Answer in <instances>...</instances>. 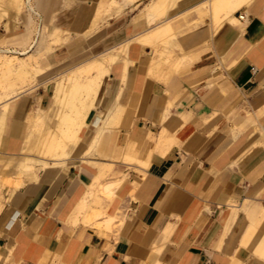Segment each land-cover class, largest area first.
<instances>
[{
    "label": "crops",
    "instance_id": "0c3cea01",
    "mask_svg": "<svg viewBox=\"0 0 264 264\" xmlns=\"http://www.w3.org/2000/svg\"><path fill=\"white\" fill-rule=\"evenodd\" d=\"M109 1L39 0L42 22L89 35L56 49L49 62L60 64L73 56L88 60L149 29L145 6L152 0H139L144 20H138V7L130 16L128 6L124 15L111 18L109 24L102 22L103 30H98L100 23L88 30L93 19L105 14ZM203 1L177 0L178 7L165 17L175 19L190 12L199 20V30L181 41L175 33L190 59L180 73L163 60L153 72L149 63L154 56L159 60V55L139 43L131 45L134 64L124 81V64L113 66L99 109L106 112L118 98L123 118L113 123L108 134L111 150L104 157L92 153L65 169L36 168L19 177L24 163L9 154L20 151L26 114L35 98L23 94L11 102L0 173L23 182L20 189L2 190L0 264L10 257L15 264H54L53 260L58 264H264L263 253L244 246L249 230L260 225L264 205V166L260 173L258 165L247 167L249 161L264 159V135L254 140L258 135L252 134L255 120L264 127V0L249 5L242 27L227 26L219 33L211 31L204 13L192 10ZM166 110L181 124L168 141L169 151L160 154L157 141ZM233 127L241 130L240 136H233ZM93 134L92 127L86 130L83 148ZM129 138L135 141L137 164L125 156L124 142ZM249 155L251 160H246ZM63 175L65 186H59ZM124 175L127 180L114 201L96 192L90 204L108 209L118 220L125 218L122 224L116 222L114 231L84 220L92 228L68 221L73 209H80L79 200L91 198L84 183L95 185L101 178L105 184ZM107 176L109 180L103 181Z\"/></svg>",
    "mask_w": 264,
    "mask_h": 264
},
{
    "label": "bare ground",
    "instance_id": "6f19581e",
    "mask_svg": "<svg viewBox=\"0 0 264 264\" xmlns=\"http://www.w3.org/2000/svg\"><path fill=\"white\" fill-rule=\"evenodd\" d=\"M137 1L139 0H110L105 14L101 18L97 17L93 19L88 29L92 30L95 25L100 23L98 30H103L106 25L101 24L102 22L109 24L108 20L115 16L119 17L128 6L136 8L141 3ZM253 1L204 0L199 5L193 7L194 9L192 10L196 9V12L204 13L205 16L203 17L208 18L211 31L219 33L227 26L242 27L249 15L248 7ZM25 4H28L27 0H0V14L2 15L3 13V16L0 17V22L2 21L1 18L5 16L6 19L2 23L6 30H9L8 20L11 17V13L13 11L18 13L20 6L23 7ZM178 5L177 0H152L150 4L145 6L149 27L146 32L97 54L65 70L61 74H56V69L50 63L43 65V61L47 60L49 54L54 52L57 47L48 44L46 47L41 48V41L43 42L47 38L52 44H58L70 37L69 31L61 29L54 24H45V37L42 35L41 30H36V33L41 38L40 44L39 41H35L31 34L26 41V45L21 46L22 51L20 52L11 51L9 47L0 49L1 150L3 147L2 144L6 143L8 140L6 137L10 133L7 120L11 115V102L23 94H30L32 96L31 92L33 91V87L26 88V86L33 81L41 85L44 91V94L35 93V103L26 114V126L21 134L23 142L19 153L11 152L13 154H9L14 159H17L16 157L19 156L24 163L18 170L19 177L22 173L34 171L36 168L42 170L65 169L71 162H84L92 153L104 157L107 151L111 150V147L108 146V141L112 137L108 134L114 127L113 123L122 117L120 116L121 105H119L118 98H116L112 107L106 112H102L99 106L102 104L103 96L106 93L107 82L111 76L113 66L118 63L124 64V81L128 67L134 63L130 58L131 45L133 43H139L142 46H151L154 54L157 53L159 55V60L154 56L149 63L150 69L153 72L161 67L162 60L170 65V69L178 73L190 62L189 57L186 55L176 37L173 24L174 18H165ZM213 36L214 34L212 33ZM37 45L39 51L36 54H30L26 58L22 57V55L28 53L30 48H34ZM170 47H177L178 51L173 55ZM166 54L168 57L164 58L167 56ZM123 88H121V92ZM27 91L29 93H26ZM48 97L51 98V106L45 107V102ZM54 107L57 108L56 114L54 113ZM123 111H125V108ZM257 121L255 120L252 125L254 129L252 134L255 131L259 132V135L254 140H258L264 135V127L259 126ZM161 124L164 127L157 141V151L160 154H165L170 149L168 141L176 134L181 120L173 115L170 110H166L162 115ZM91 127L93 128L94 134L87 147L83 148L84 134ZM241 133V130L232 128V134L235 138L240 136ZM124 143L125 156L132 159L133 156L131 154L135 149V141L131 138L129 142L126 141ZM1 150L0 154H4ZM80 150H82L81 155L77 157V153ZM117 150L115 148V151ZM3 167H7V164ZM8 167L10 168V165ZM126 180L127 175H124L121 179L113 180L105 184L101 182L97 185H94L93 182L88 184L84 183V189H89L88 193L91 198L90 200L86 198L79 200V211L83 210V220L87 223L94 224L99 229L107 231H114L117 228V221L119 224H122L125 218L118 220L115 215L109 214L108 209H103L102 207L91 208L90 204L96 192L105 196L107 200L114 201L118 196V190ZM22 182L23 180L21 178L8 177L0 173V208L3 206L2 190L4 188L20 189ZM229 207L234 206L229 205ZM206 210L212 212L210 208H206ZM259 214V218H257L260 225L249 230V237L243 243L244 246H248L251 250L253 249V251L259 252V254H264V205L260 206ZM238 241L237 243L240 244V239ZM6 264H15V262L10 257L6 259ZM239 264L242 263L240 262Z\"/></svg>",
    "mask_w": 264,
    "mask_h": 264
},
{
    "label": "rangeland",
    "instance_id": "374dc122",
    "mask_svg": "<svg viewBox=\"0 0 264 264\" xmlns=\"http://www.w3.org/2000/svg\"><path fill=\"white\" fill-rule=\"evenodd\" d=\"M28 1V4H25L23 7L22 6H20V10H19V12L18 13H16L15 11H13L12 13H11V18L8 20V23H9V26H10V30H6V28L4 27V25H3V21H5V19H6V17L4 16L3 18H1V22H0V37H1V40H0V49L2 48V49H5V48H11V49H9V50H11V51H15V52H20V51H22V48H21V46H23V45H26V40H25V38L27 37V35H28V32H30V31H32L33 33H32V37L35 39V41L37 42V41H39V44H40V36L36 33V30L38 29V30H40V28H41V31H42V35L45 37L46 36V34H45V32H44V28H45V25L44 24H47V25H53V23H48V22H46L45 20H43V22H42V20H41V18H40V15H39V9H38V2H39V0H27ZM150 0H145V3H147V2H149ZM33 3V4H32ZM145 3L144 4H142L143 5V7H144V5H145ZM34 6V7H33ZM138 7V20L140 21V18L141 19H143L144 20V16L142 15V10L141 11H139V5L137 6ZM129 8V15L130 16H133V12H134V10H135V8H132V6H129L128 7ZM128 8H126L120 15H119V17L120 16H122V15H124L126 12H127V10H128ZM35 9V10H34ZM143 9V8H142ZM198 9V8H197ZM201 9V8H200ZM196 10V9H195ZM199 10V9H198ZM15 12V13H14ZM2 13V12H1ZM1 15V14H0ZM193 15L194 14H190V12L188 13H184V14H179V15H177V16H175V19L173 20L174 21V29H175V31H176V33H178V37L180 38V41H181V39H182V37L184 36V35H186L187 33H189V32H192V31H198L199 30V28H197V22L199 21V20H197L196 18H193ZM3 16V13H2V15L0 16V17H2ZM30 16H31V19H30ZM118 16H116V18H117ZM194 20H196V21H194ZM208 20V19H207ZM194 21V22H193ZM35 26V27H34ZM34 27V28H33ZM94 28H95V26H94ZM34 29V30H33ZM89 30V29H88ZM67 31H69V30H67ZM70 32V31H69ZM45 34V35H44ZM69 39H67V40H64L63 42H61V43H58V44H55V43H51V41L49 40V39H47V38H45L44 40H43V42L41 41V48H43V47H46L48 44H51L53 47H57L56 49H58V48H61V49H63L64 48V46L68 43V42H70L73 38H76V37H78V38H80V37H89V35L88 34H83V35H76V34H73L72 32H70V34H69ZM78 40L79 39H77V40H74V42L76 41V42H78ZM125 41V40H124ZM73 42V43H74ZM122 42V41H121ZM121 42H119V43H121ZM118 43V44H119ZM117 45V44H116ZM38 45L37 46H35L34 48H30L29 50H28V53H26V54H24V55H22V57H27L28 55H30V54H36L39 50H38ZM67 47H69V49H72V45L71 46H67ZM178 48L177 47H170V50L172 51V54L174 55L178 50H177ZM53 53V52H52ZM95 53H98V52H95ZM94 53V54H95ZM167 55V54H166ZM49 56H50V54H49ZM49 56H48V58H47V60H44L43 61V65H47V64H51L52 66H54V68L56 69V74H61V73H63L65 70H67V69H69V68H71V67H73V66H75V65H77V64H79V63H81V62H84V61H86V60H81V59H79V60H77V57H75V56H73L72 58H71V60L69 61V60H66V61H63L62 63H60V64H54V63H51V62H49ZM168 57V55L167 56H165L164 58H167ZM79 61V62H77V61ZM165 64H168L166 61H163ZM132 64H134V63H132ZM131 65V64H130ZM169 65V64H168ZM34 80V79H33ZM37 82H35V81H33L32 83H29L27 86H26V88H32L33 87V91L31 92V94H32V96L35 98V93L37 92V93H39L40 91H43V87L41 86V85H39L38 83L36 84ZM36 87V88H35ZM30 91V90H29ZM29 91H27L26 93H29ZM190 91H193L194 92V89H191L190 88ZM49 106H51V98L50 97H48V99L46 100V102H45V107H49ZM0 107H1V105H0ZM158 130H159V128H158ZM158 130H155L156 132L158 131ZM255 134H257V135H259V132L258 131H255V133H254V135ZM262 140H264V139H262ZM253 143V142H252ZM174 147H177V146H174ZM173 147V148H174ZM0 150H1V148H0ZM252 150H254V145H252ZM1 151H3V148H2V150ZM94 154H96V153H94ZM133 154H135L134 152L131 154L132 156H133ZM137 155H140V153L139 152H137ZM252 155H249V156H247L246 157V160L248 159V160H251V157ZM123 161H124V159H123ZM131 164H137V163H135V159H133L132 158V161L130 162ZM247 163V162H246ZM254 165H258L259 166V173L263 170L262 168H263V166H264V159L262 158H260V159H258L257 161H255V162H251V161H249L248 162V164H247V167L249 168V167H251V166H254ZM67 174H69V170H68V173ZM66 174V175H67ZM66 175H63L62 176V179H61V183L59 184V186H61V185H64L65 186V184H63V182H64V179L66 178ZM65 176V177H64ZM43 178V177H42ZM42 178H40V180L42 179ZM26 180H30L29 178H28V176H27V179ZM107 180H109V176H107L106 178H105V180H103V181H107ZM101 181V178H99V179H97L96 180V183H95V185H97L99 182ZM31 184H33V183H35L36 184V182L35 181H29ZM59 188V187H58ZM68 191V190H67ZM67 191H66V193L61 197V198H64L65 196H66V194H67ZM246 200H244L243 201V203H244V206H243V208H245V206H246ZM80 209L77 207V208H75L71 213H70V216H69V219H68V221L70 222V223H72V224H74V225H78V224H83V225H85V226H87L88 228H92V225H90V224H86L85 222H83V219H84V214H83V210L82 211H79ZM81 215V216H80ZM233 215H234V212H233ZM82 221V222H81ZM53 263L54 264H58L59 262H57V263H55L54 262V260H53ZM239 263H240V261H239Z\"/></svg>",
    "mask_w": 264,
    "mask_h": 264
}]
</instances>
